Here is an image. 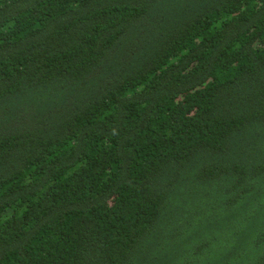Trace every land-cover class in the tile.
<instances>
[{
  "label": "trees",
  "instance_id": "1",
  "mask_svg": "<svg viewBox=\"0 0 264 264\" xmlns=\"http://www.w3.org/2000/svg\"><path fill=\"white\" fill-rule=\"evenodd\" d=\"M0 264H264V0H0Z\"/></svg>",
  "mask_w": 264,
  "mask_h": 264
}]
</instances>
